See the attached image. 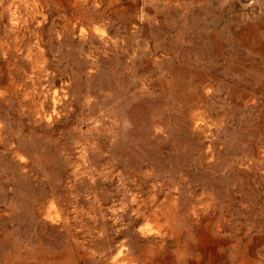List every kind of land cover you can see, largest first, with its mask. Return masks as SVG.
<instances>
[{
  "label": "rangeland",
  "instance_id": "rangeland-1",
  "mask_svg": "<svg viewBox=\"0 0 264 264\" xmlns=\"http://www.w3.org/2000/svg\"><path fill=\"white\" fill-rule=\"evenodd\" d=\"M0 264H264V0H0Z\"/></svg>",
  "mask_w": 264,
  "mask_h": 264
},
{
  "label": "bare ground",
  "instance_id": "bare-ground-1",
  "mask_svg": "<svg viewBox=\"0 0 264 264\" xmlns=\"http://www.w3.org/2000/svg\"><path fill=\"white\" fill-rule=\"evenodd\" d=\"M15 24V23H14Z\"/></svg>",
  "mask_w": 264,
  "mask_h": 264
}]
</instances>
